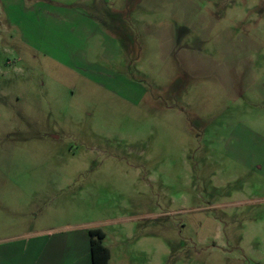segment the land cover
I'll use <instances>...</instances> for the list:
<instances>
[{"label":"rangeland","instance_id":"rangeland-1","mask_svg":"<svg viewBox=\"0 0 264 264\" xmlns=\"http://www.w3.org/2000/svg\"><path fill=\"white\" fill-rule=\"evenodd\" d=\"M0 195L143 264H264V0H0Z\"/></svg>","mask_w":264,"mask_h":264},{"label":"crops","instance_id":"crops-1","mask_svg":"<svg viewBox=\"0 0 264 264\" xmlns=\"http://www.w3.org/2000/svg\"><path fill=\"white\" fill-rule=\"evenodd\" d=\"M17 199L0 195V264H93L90 231L98 229L88 224L57 225L55 215L19 213L24 207ZM104 235L109 264H143L146 245H112ZM136 251L141 258H135Z\"/></svg>","mask_w":264,"mask_h":264},{"label":"trees","instance_id":"trees-1","mask_svg":"<svg viewBox=\"0 0 264 264\" xmlns=\"http://www.w3.org/2000/svg\"><path fill=\"white\" fill-rule=\"evenodd\" d=\"M90 238L93 264H109L110 253L103 243L104 233L100 230H91Z\"/></svg>","mask_w":264,"mask_h":264}]
</instances>
